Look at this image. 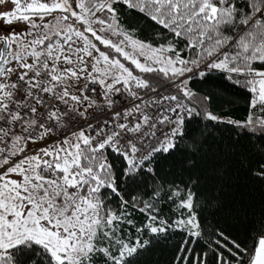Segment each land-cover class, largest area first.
<instances>
[{
    "label": "snow or ice",
    "instance_id": "snow-or-ice-1",
    "mask_svg": "<svg viewBox=\"0 0 264 264\" xmlns=\"http://www.w3.org/2000/svg\"><path fill=\"white\" fill-rule=\"evenodd\" d=\"M0 264H264V0H0Z\"/></svg>",
    "mask_w": 264,
    "mask_h": 264
}]
</instances>
